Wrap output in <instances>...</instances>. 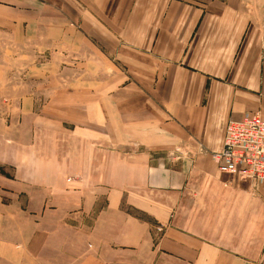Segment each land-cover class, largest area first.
Listing matches in <instances>:
<instances>
[{"label":"crops","instance_id":"1","mask_svg":"<svg viewBox=\"0 0 264 264\" xmlns=\"http://www.w3.org/2000/svg\"><path fill=\"white\" fill-rule=\"evenodd\" d=\"M242 2L0 0L12 38L63 44L76 71L0 122V264H264V181L200 156L189 201L197 176L166 161L264 118V21Z\"/></svg>","mask_w":264,"mask_h":264},{"label":"rangeland","instance_id":"2","mask_svg":"<svg viewBox=\"0 0 264 264\" xmlns=\"http://www.w3.org/2000/svg\"><path fill=\"white\" fill-rule=\"evenodd\" d=\"M242 1L249 13L264 21V0ZM11 32L10 23H0V122L3 123L5 119L9 121L10 117L18 112L19 99L27 89H34L38 95L40 91L44 92L40 95V103L45 104L46 95L53 90L57 92L66 89L70 78H73L76 72L74 69L64 68L65 64L61 62L65 59H74L72 54L59 52L60 46L64 48L63 44L40 37L14 39ZM0 131H2L1 124ZM200 156L209 157L204 151L181 149L170 152L166 161L172 166L179 164L180 168L197 176L192 184L184 185L183 189L188 192L189 196L186 197L189 201L202 203L200 190L203 186H207V183L201 178L204 168ZM11 168L12 166L0 162L1 174L9 173ZM129 209L135 210L132 216L144 222H151L145 212L136 208Z\"/></svg>","mask_w":264,"mask_h":264},{"label":"built area","instance_id":"3","mask_svg":"<svg viewBox=\"0 0 264 264\" xmlns=\"http://www.w3.org/2000/svg\"><path fill=\"white\" fill-rule=\"evenodd\" d=\"M204 152L220 172L242 180L264 181V118L248 113L240 120L229 121L221 147Z\"/></svg>","mask_w":264,"mask_h":264}]
</instances>
